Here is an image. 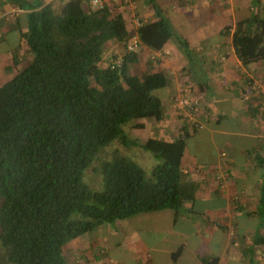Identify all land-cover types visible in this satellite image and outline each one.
I'll list each match as a JSON object with an SVG mask.
<instances>
[{
    "label": "trees",
    "instance_id": "16d2710c",
    "mask_svg": "<svg viewBox=\"0 0 264 264\" xmlns=\"http://www.w3.org/2000/svg\"><path fill=\"white\" fill-rule=\"evenodd\" d=\"M6 1L27 11L20 39L31 54L28 65L0 84V245L8 262L70 264L69 242L104 224L165 209L174 219L190 214L198 186L185 178L182 164L188 138L200 129L187 120L172 139L145 140L125 130L144 128V119L165 120L161 92L170 75L161 68L130 72L143 49L160 52L173 40L189 63L201 59L162 6L147 0L156 18L143 21L117 3L94 10L90 0ZM221 30L244 65L264 64L261 0ZM117 141L126 150L106 152ZM132 148L158 161L151 178L130 156L137 157ZM90 166L104 182L101 191L84 181Z\"/></svg>",
    "mask_w": 264,
    "mask_h": 264
},
{
    "label": "crops",
    "instance_id": "0c3cea01",
    "mask_svg": "<svg viewBox=\"0 0 264 264\" xmlns=\"http://www.w3.org/2000/svg\"><path fill=\"white\" fill-rule=\"evenodd\" d=\"M140 4L148 3L140 0ZM142 7L136 11L141 12L140 17L148 15L143 21L156 18L150 8L144 11ZM26 12L0 0V56L29 51L26 40L20 39V33L26 31ZM182 17L184 37L201 59L195 66L189 63L173 40L160 52L143 49L146 54H166L160 65L171 77L170 85L161 92L165 120H146L152 129L159 124L165 139L178 134L167 123L170 118L173 121L170 106L182 83L173 76L179 62L177 67L182 68L186 81L193 79L191 83L204 97L203 127L188 138L187 145L192 141V146H188L182 164L185 178L198 186L195 203L190 214L177 219L169 209L142 213L133 216L135 221L129 218L104 224L73 239L67 245L70 264H204L203 259L213 258H217L215 264H264V64L244 65L233 46L226 43L221 26L207 35L211 22L194 25V19ZM214 17L217 23L211 12L204 20ZM197 33L199 43L194 44L191 40ZM214 37L221 43H212ZM139 229L159 237L148 243ZM112 246L120 248L123 255L112 257Z\"/></svg>",
    "mask_w": 264,
    "mask_h": 264
},
{
    "label": "rangeland",
    "instance_id": "374dc122",
    "mask_svg": "<svg viewBox=\"0 0 264 264\" xmlns=\"http://www.w3.org/2000/svg\"><path fill=\"white\" fill-rule=\"evenodd\" d=\"M156 1L158 2V4L162 6L165 13H167V15H169V17L172 19L171 21H172L174 30L177 32V34H180L182 36H184L185 29H186V26H184V24L186 23H184V21L182 20L183 18L182 16L184 17L188 16L189 18L194 19L192 20V23L194 25H197V23L203 24L206 22H211V25L207 29V35H209V34H214L215 31L219 29L220 26L221 28H224L225 26H234L235 21L241 16L246 15L251 9V6H250L251 0H242L243 2L241 0H179V1L177 0L174 3L172 2L168 3L167 0H156ZM261 2L264 3V0H261ZM114 3H117L116 5H118V10H122V7L123 9L126 8V10L130 12L131 16H133V14L137 12L139 14L140 11L139 10L136 11V10L138 7L140 8V6L141 7L143 6L142 8L144 9V11H146L147 8H150V12L152 13L154 12L153 9L148 4L147 6L146 4L141 5L140 0H126V3L124 6L123 4H121L120 0H117V2H114ZM84 7L87 9L88 7L87 2L84 3ZM210 12L214 13L217 16V23H214L215 17L211 21H209L208 19L204 20L205 17L208 16ZM138 17L143 20V18H147L148 15L146 17H140V16ZM133 24H137V19L133 21ZM214 24H215V27H214ZM214 29L216 30L214 31ZM199 35L200 34L197 33L194 36V38L191 40L192 43L194 44L199 43L198 42ZM218 40L219 38H217V41H216V37H214L211 41L212 43L220 44L221 42ZM226 40H227L226 42L227 44H231L230 38L228 39L226 38ZM14 54H15L14 57L12 54H3L2 56H0V84L9 80L17 70L24 68L26 65H28V63L31 60V54L27 49H24V50L22 49L19 52L14 53ZM165 55L166 54H163V53L157 54V55H153V54L151 55V54H146L142 51L140 61L130 66V72L133 74H141L142 72L148 71L152 68L163 69L160 64L165 59L164 58ZM15 60L17 63L14 62ZM174 62H178V61L174 60ZM179 65L180 64L178 62L176 65V69L174 70L175 74H173V76L174 77L176 76V78H179V79L181 78L182 83L180 84L177 95L172 100L171 106H170L171 108L170 116H174L173 121L171 123L172 118H170L167 123L172 131L173 130L177 131L185 123V121L187 122L188 120L184 115L180 114L182 111L174 112L173 107H172L175 98H178L179 95L182 94L181 90H183L187 86L188 82H191L190 80L186 81V77L184 76L185 73L182 72L183 71L182 68L178 69ZM191 94L192 96L195 95L194 97L198 98L199 100L198 109L204 110L203 108L204 107L203 106L204 97L201 94V92L198 90L197 85H194V87L192 88ZM136 122L137 121H135V123ZM142 122L145 125L144 128L142 129L135 128L133 127V124H131L128 127L126 126L125 130L130 136L137 137L140 140H145L151 136L162 137V130H158V127L160 126L159 124H158V127L156 126L157 129H152L150 121L144 119L142 120ZM165 127H166V124L165 125L163 124L162 128H165ZM191 143L192 141L189 142L188 144L189 147L192 146ZM133 148L131 149L133 151V155L137 157H134L132 155L130 156L144 169V171L146 172V176L148 178H151L152 169L158 163V161L155 159V157L153 156L151 152L143 150L141 148L140 150L138 148H135V149ZM114 149H120L122 152L126 150L125 147L122 145V143L117 141V142L112 143L109 147H107L106 152L109 153ZM91 168L92 167L90 166L88 170L86 171V177H84V181L91 187L92 190L101 191L104 188V182L99 176H95L94 173L90 171ZM131 220L135 221L137 219H133V217H131L128 221H131ZM139 227L142 229L141 225H139ZM139 233H141V235L144 237V239L148 243L152 241V239L154 238L155 240H157L158 239L157 237H159L158 235H156L157 237L153 236L147 230L139 229ZM118 238H122L121 234L118 235ZM7 253H8V250L3 248L0 245V264H10L7 260ZM113 255L120 257L123 254L120 248L112 246L111 256L115 257ZM67 257L69 258L70 256H67ZM94 264H97V263L94 262Z\"/></svg>",
    "mask_w": 264,
    "mask_h": 264
},
{
    "label": "built area",
    "instance_id": "2783aa9c",
    "mask_svg": "<svg viewBox=\"0 0 264 264\" xmlns=\"http://www.w3.org/2000/svg\"><path fill=\"white\" fill-rule=\"evenodd\" d=\"M117 0H90V4L94 10H102L109 4L116 2ZM139 22L137 21V25ZM138 44V38L135 36L131 39V43L129 45L130 49H134ZM194 85L191 82L187 83V86L181 90L182 94L179 95L178 98H175L174 103L172 105L174 112H180V114L184 115L188 121L195 123V126L198 129L203 127V123L197 118L198 111V98L192 96V88ZM172 110V112H173Z\"/></svg>",
    "mask_w": 264,
    "mask_h": 264
}]
</instances>
